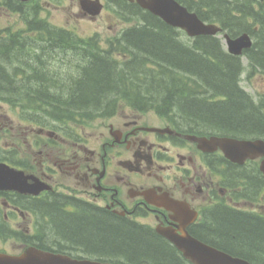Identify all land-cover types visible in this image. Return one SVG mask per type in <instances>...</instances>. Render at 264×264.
I'll use <instances>...</instances> for the list:
<instances>
[{"label":"trees","instance_id":"1","mask_svg":"<svg viewBox=\"0 0 264 264\" xmlns=\"http://www.w3.org/2000/svg\"><path fill=\"white\" fill-rule=\"evenodd\" d=\"M12 1L0 0V5L23 14V6H12ZM179 1L202 20H206L204 4L221 16L228 12L227 4L218 0ZM123 5L119 6L124 13L141 21L123 38L127 45H116L128 58L123 63L111 59L115 45L101 50L91 39L34 24L32 16L26 34L0 29V102L19 110L23 118L44 113L55 120H71L76 114L83 121L105 115L118 101H126L139 110L152 108L161 116L171 114L177 126L191 131L264 138V115L259 110L264 101L256 108L251 106L239 85L243 67L237 57L224 52L212 37H199L187 44L158 18ZM251 50L249 62L264 61V54L253 55L257 50L264 52V46L255 45ZM68 53L76 60V77L56 79L53 70ZM19 75L22 77L16 78ZM238 168V178L246 181L247 189L264 187L257 170ZM46 211L56 236L92 251L97 260L178 264L153 233L106 212L94 209L74 216L52 206ZM212 224L209 237L220 248L264 264L263 220L224 209Z\"/></svg>","mask_w":264,"mask_h":264},{"label":"flooded vegetation","instance_id":"2","mask_svg":"<svg viewBox=\"0 0 264 264\" xmlns=\"http://www.w3.org/2000/svg\"><path fill=\"white\" fill-rule=\"evenodd\" d=\"M67 1V6L62 7L67 17L97 22L98 28H104L105 21L112 19L105 12L115 11L112 0H86L83 4L81 0ZM98 2L101 11L94 14ZM228 7V12L221 16L218 10L213 13L214 9L204 4L202 14L223 31L231 32L241 26L240 32L249 35L251 45L264 46V0H233ZM113 16L117 18L116 13ZM121 24L116 19L108 28ZM60 28L70 33L75 30L73 25ZM262 54L258 50L253 53ZM250 74L264 79V61L253 64ZM249 100L254 108L262 105L264 91L249 96ZM120 108V116L113 113L107 118L110 123L94 127L90 134L77 125L68 127L65 134L59 132L61 126L52 132L46 127L34 132L41 140L35 142L40 147L38 153L21 156L20 164L11 166L28 177L29 185L36 182L49 189L37 195L0 193V225L11 235L5 241L11 240L18 247L13 253L33 247L72 258H96L92 251L56 236L46 211L50 206L74 216L97 209L135 224L153 233L178 264L188 262L162 233H185L225 251L209 237L212 221L224 209L264 221V187L254 185L247 189L245 181L238 179L239 166L225 159L219 148L205 143L199 148L189 138L195 135L209 139L221 137L220 134L184 133L175 128L171 117L161 118L160 122L154 112ZM259 110L264 115V108ZM243 193L258 196L259 202L235 201L234 197ZM141 263L144 262L130 264Z\"/></svg>","mask_w":264,"mask_h":264},{"label":"water","instance_id":"3","mask_svg":"<svg viewBox=\"0 0 264 264\" xmlns=\"http://www.w3.org/2000/svg\"><path fill=\"white\" fill-rule=\"evenodd\" d=\"M24 1V0H21ZM133 1V0H128ZM137 4L159 17L167 25L184 30L189 37L215 34L217 29L213 26L204 25L195 14L178 5L173 0H136ZM250 42L243 35L237 40H228V51L233 55L241 54L243 49L249 48ZM194 140V138H191ZM199 143H208L213 147L218 146L224 156L234 163L242 164L247 158L255 159L262 157L259 169L264 175V141L262 140H236L232 138L199 139ZM31 186L25 184L21 172L11 169L5 164H0V190H15L19 193L36 194L40 188L34 191ZM173 242L183 255L193 264H249L248 262L232 258L229 255L207 247L189 237L177 238L163 233ZM180 239V240H178ZM0 264H110L92 260H77L64 255L45 253L28 249L19 256L0 254Z\"/></svg>","mask_w":264,"mask_h":264},{"label":"rangeland","instance_id":"4","mask_svg":"<svg viewBox=\"0 0 264 264\" xmlns=\"http://www.w3.org/2000/svg\"><path fill=\"white\" fill-rule=\"evenodd\" d=\"M49 2L50 4L46 6L45 3L41 1L40 11L42 12L41 15L44 18L43 20L48 22L50 25H75L76 36H80L82 38H86L87 36L96 33L98 39L97 42L104 50L108 49V45H117V43H109V41L112 40V37H114L119 30L136 23H134V21H129L126 24H122L118 28L114 29V27L108 28V26H113L115 20H107L105 21L104 28H98L97 26H95L97 22L90 23L85 20H74L73 18L67 17L62 8L64 6H67V0H51ZM29 14L30 12L26 11L24 16L16 15L12 13V11L1 7L0 29L11 28L15 31H19L22 34L26 33L27 29L25 22L29 20ZM115 58L116 60L121 59L120 56L116 55ZM61 60L63 61H60V63L53 70V74L56 75V79H58L59 77H66L68 75H70L71 77H76V60H74V58L72 57V53H68ZM20 76L21 75L16 76V78H20ZM26 76L27 73H24V77ZM240 84L245 89V91H247L251 95L256 94L257 92L264 91V79L260 77H246V75H243ZM122 105L127 106L125 103H121L115 106V111L119 113L118 116L121 115L120 106ZM101 120L102 119L91 121L95 122L93 125L89 124L90 122L88 123V120L85 121V125H83L85 131L90 134L91 130L94 127L98 126ZM51 123L52 118L45 116L44 113L38 114L36 118H23L20 116V112L16 108H11V106L5 105L0 102V153L6 154L5 152L10 148H15L16 152L13 156L14 159H20L21 156L33 153L32 149L30 148L29 139H32L33 137V139H35V133H32L30 130L32 128L36 130L37 127H43L45 125H50ZM81 123L82 122H80V124ZM70 124L71 122H68L69 126H71ZM60 126L62 127V124H60ZM79 129L82 128L79 127ZM35 151L37 152V150L34 149V152ZM15 250H18V247L14 244L13 241H4L2 238H0V252L13 253Z\"/></svg>","mask_w":264,"mask_h":264}]
</instances>
